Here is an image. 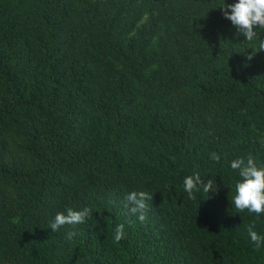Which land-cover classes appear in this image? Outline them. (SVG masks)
<instances>
[{"label": "trees", "instance_id": "obj_1", "mask_svg": "<svg viewBox=\"0 0 264 264\" xmlns=\"http://www.w3.org/2000/svg\"><path fill=\"white\" fill-rule=\"evenodd\" d=\"M223 2L0 0V264H264L229 200L231 162L264 164V51ZM196 173L218 191L187 199ZM67 206L93 214L51 231Z\"/></svg>", "mask_w": 264, "mask_h": 264}, {"label": "clouds", "instance_id": "obj_2", "mask_svg": "<svg viewBox=\"0 0 264 264\" xmlns=\"http://www.w3.org/2000/svg\"><path fill=\"white\" fill-rule=\"evenodd\" d=\"M222 9L223 15L230 20L232 25L237 29L236 35H243L245 41L250 44L255 41L250 48L253 49L248 54L247 60L252 58L261 51H264V37H257V29L264 31V0H236L235 3L227 4L224 2L218 7ZM264 144V139L261 140ZM213 161L219 162L220 155L216 152L210 154ZM230 167L238 170L239 177L234 186L231 187L229 200L234 205L237 213H248L260 216L264 214V164H258L256 158L249 153L245 158L241 157L231 162ZM183 190L187 194V199L195 200V193L203 191L209 194L210 190L218 191L215 179H209L205 183L201 175H188L183 179ZM125 208L129 213L137 216L141 224L147 222L148 200H152V195L143 190H133L125 196ZM93 212L90 207H84L77 210L72 206H67L64 211L57 212L53 222L50 225L51 231L55 232L64 225H79L90 218ZM255 221L247 226V232L257 249L264 245V236L258 234L255 230ZM77 231L73 228L66 233V238L72 240ZM125 236L124 225L120 224L114 230V242L119 243Z\"/></svg>", "mask_w": 264, "mask_h": 264}]
</instances>
